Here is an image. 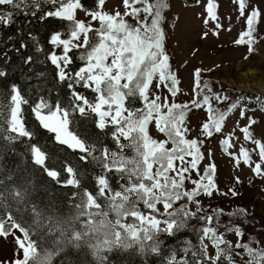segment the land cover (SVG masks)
Returning <instances> with one entry per match:
<instances>
[{
    "label": "snow or ice",
    "instance_id": "6c2138e0",
    "mask_svg": "<svg viewBox=\"0 0 264 264\" xmlns=\"http://www.w3.org/2000/svg\"><path fill=\"white\" fill-rule=\"evenodd\" d=\"M230 2L245 25L232 43L246 47L248 59L264 39L258 30L264 10L254 0ZM191 3L199 5L201 0ZM107 4L108 0H91L90 6L83 0H0V30L20 15L60 22L61 28L48 39L51 50L46 59L55 67L57 83L67 89L66 102L40 96L33 103L13 84L4 98L8 102L0 100V239L10 243L13 252L11 258H0V264H55L57 259L60 264H115L111 257L120 253L159 257L160 264H264V224L257 231L247 208L204 203V198L238 197L236 185L243 183L235 176L232 186L220 189L215 153L211 148L205 151L217 136L234 169L244 165L264 178V126L258 134L260 121L250 114L259 111L264 119V99L233 97L222 86L215 87L218 82L205 78L214 68L195 67L192 88L185 92L168 50L170 0H119L111 9ZM217 9V0H206L205 12L199 15L207 30L200 39L232 30L225 28ZM178 21L174 17L171 27ZM32 39L38 52L45 51ZM198 51L193 49L192 56ZM31 62L32 56L24 60ZM6 74L0 68V78ZM181 95L189 99L181 101ZM253 99L255 108L249 107ZM196 111L206 112V119L191 136L190 115ZM237 113L226 132L227 121ZM77 114L95 117L96 128L105 135L111 129L115 147L98 146L71 130ZM29 115L38 128L52 134L56 145L77 156V164L65 160L57 165L50 163L52 153L38 142L26 145L40 171L72 189L64 198L71 209L66 215L51 201H33L37 185L32 179L5 187V180H14L12 174L3 176L6 152L15 153L21 138L35 139L27 126ZM84 165L99 169L91 173V188L85 186ZM185 232L191 235H180ZM168 239L175 245H166Z\"/></svg>",
    "mask_w": 264,
    "mask_h": 264
},
{
    "label": "rangeland",
    "instance_id": "374dc122",
    "mask_svg": "<svg viewBox=\"0 0 264 264\" xmlns=\"http://www.w3.org/2000/svg\"><path fill=\"white\" fill-rule=\"evenodd\" d=\"M258 2L259 7L264 10V0H254ZM119 0H108L107 8L111 9L114 4H118ZM171 10L167 13L169 24L165 25L169 29L170 39L168 40V50L172 55V64L178 70L179 78L182 81L181 87L185 92H190L192 88V72L195 67L204 69L214 68V71L205 74V78L218 82L215 87H223L233 96L244 95L246 97L255 98L260 96L264 99V39H261L257 45L258 51L251 55L248 59H244L246 47L234 46L232 41L237 38L238 33L245 27L244 21L237 20L238 13L236 6L230 0H217L218 15L222 18L225 28L231 26L232 30L222 31L220 36L209 35L207 39H200L202 30H207L202 24L199 14L205 12L206 0H201L199 5L191 3V0H170ZM122 11V9H121ZM83 13H81V17ZM178 16L179 21L176 27H171L174 17ZM228 17H231L229 20ZM259 32L264 35V23L258 25ZM198 48L196 56H192L193 49ZM187 61L185 65L184 62ZM219 64L220 67H215ZM189 99L187 95H181L179 100ZM255 108V102L249 105ZM260 121L257 126L259 134L260 126H264V119H261V113L256 111L250 113ZM238 113L227 121L225 131L231 130ZM206 119V112L196 111L190 115V123L193 131L191 136L197 135L198 125ZM245 121H241V124ZM154 136L156 132L153 129ZM237 135H241L237 132ZM163 138V137H158ZM219 136L211 139L205 147L215 153V163L218 168V184L221 190L226 191L228 187L234 184V177L239 176L243 183L236 185L240 195L236 198L217 197L209 201L204 198L207 206L219 205L225 208H236L241 206L247 208L254 216V220L250 222L258 231L261 224H264V178L256 177L247 166L241 165L242 170L233 168L232 162L223 153V149L218 145ZM245 146L251 147L248 142H243ZM255 159V157H254ZM251 180V183H249ZM247 232L254 235L253 228L248 227ZM232 239L233 237H229ZM11 249L12 246L10 245ZM8 248L7 243L0 239V258H11L12 250Z\"/></svg>",
    "mask_w": 264,
    "mask_h": 264
},
{
    "label": "trees",
    "instance_id": "16d2710c",
    "mask_svg": "<svg viewBox=\"0 0 264 264\" xmlns=\"http://www.w3.org/2000/svg\"><path fill=\"white\" fill-rule=\"evenodd\" d=\"M83 2L86 6L91 5V0H83ZM60 28L61 24L55 18H49L47 21L35 18H28L26 20L23 15L16 17L13 25L2 27V30H0V68L7 74L4 78H0V100L8 97L11 86L16 84L30 102L34 103L40 96H45L51 100L59 98L61 101H67V89L65 85L57 83L55 67L46 59L47 53L51 50V46L48 44L50 34ZM29 32L31 36L28 35ZM32 37H35L40 42V46L45 51L38 52L36 50L37 45ZM21 42H24L26 47L20 48ZM14 49H20V51L17 52ZM4 53H7V56H4ZM28 56L33 57V62L25 64L24 60ZM73 67L75 68L77 65L74 64ZM79 90L90 98L93 96L89 90ZM4 102L7 103L8 101L4 100ZM136 106H139V104ZM94 119L95 117L85 119L77 114L74 117V123L70 126L71 130L77 132L82 137L88 138L89 142H98V146L100 144H107L109 147L114 148L115 145L110 136L111 129H108L109 134L105 135L103 131L96 128ZM27 126L36 133L35 139L29 141L28 138H21V141L16 142L14 145L15 153L11 151L6 152L3 162L5 167L3 176L12 174L14 180H5V187L10 189L12 184L19 187L25 180L32 179L37 185V192L32 197L33 201L42 205L51 201L54 205L58 206L61 213L66 215L71 209L64 198L72 189L56 184L45 173L40 171L32 163L26 145L30 142H38L43 146L45 151L52 153L50 163L57 165L65 160L72 164H77V156L70 149H66V147L62 149L56 145L51 139L52 134L42 128H38L37 122L31 115L28 116ZM131 154L129 151L128 155ZM85 169H87L85 186L91 188V173L93 171L98 173L99 169H94L91 165H84L81 171H85ZM61 179H63V174ZM115 184L116 181L113 180V185ZM9 203H11L10 198ZM180 235L190 236L191 234L185 232ZM165 243L168 246L175 245V241L172 239L166 240ZM81 259L89 260L91 258L81 256ZM111 259L115 261V264H160L159 257H144L137 253L113 254ZM55 264H60V260L57 259ZM73 264H75L74 261Z\"/></svg>",
    "mask_w": 264,
    "mask_h": 264
},
{
    "label": "bare ground",
    "instance_id": "6f19581e",
    "mask_svg": "<svg viewBox=\"0 0 264 264\" xmlns=\"http://www.w3.org/2000/svg\"><path fill=\"white\" fill-rule=\"evenodd\" d=\"M10 245H11L10 243H7V246H8L9 249H11ZM11 246H12V245H11ZM11 250H12V249H11Z\"/></svg>",
    "mask_w": 264,
    "mask_h": 264
}]
</instances>
